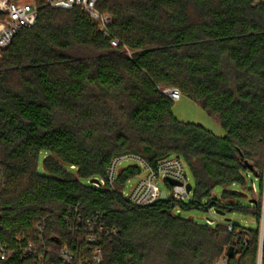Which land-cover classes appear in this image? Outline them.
Instances as JSON below:
<instances>
[{"label":"trees","instance_id":"trees-1","mask_svg":"<svg viewBox=\"0 0 264 264\" xmlns=\"http://www.w3.org/2000/svg\"><path fill=\"white\" fill-rule=\"evenodd\" d=\"M37 5L0 59V264H62L63 249L76 264L98 249L103 264H218L230 247L226 264H259L264 0H99L117 47L84 10ZM160 88L225 135L179 121ZM124 155L152 168L180 158L192 200L135 206L122 191L142 168L108 177ZM194 211L249 215L258 229L183 216Z\"/></svg>","mask_w":264,"mask_h":264},{"label":"built area","instance_id":"built-area-1","mask_svg":"<svg viewBox=\"0 0 264 264\" xmlns=\"http://www.w3.org/2000/svg\"><path fill=\"white\" fill-rule=\"evenodd\" d=\"M263 1V0H262ZM31 3L18 4L11 2L10 0H0V59L3 57L4 51L11 45L13 38L23 28H30L37 22L39 9L38 0H30ZM44 5L50 6L54 9L72 10L78 7L84 10L91 16L93 20L98 22L99 29L105 34L107 39H111L109 32V25L112 22V18L108 14L101 13L97 5L99 0H42ZM112 46L117 47L118 41L111 39ZM162 94L170 98L172 101L177 102L182 98V94L175 88H160ZM122 160L139 162L142 168V175L148 174V181L144 185L137 186L131 193L127 194L122 191V194L126 200L134 204L135 206H148L156 202L163 191L158 187L160 182L167 186L170 184V180L177 181L181 185H171L170 193H167V197L171 195V198L175 201H191L193 190L188 192L187 186L189 178L187 175L186 164L178 157H168L158 163L156 168H152L149 164L143 161L140 157L135 155H124L116 158L108 170V177L110 181H114L118 172V166ZM131 182V181H130ZM130 182L128 184H130ZM148 187H145L146 185ZM128 186V185H127ZM210 225H215V222L209 221ZM230 231L233 230V226L228 225ZM41 233V230H39ZM41 237H39L40 239ZM88 242H95L93 237L88 239ZM0 258L2 261H6L9 254L4 250V247H0ZM59 259L62 264H76L75 255L67 250L63 249L60 253ZM81 264V263H79ZM84 264H103L102 251L96 250L91 257V260Z\"/></svg>","mask_w":264,"mask_h":264},{"label":"rangeland","instance_id":"rangeland-1","mask_svg":"<svg viewBox=\"0 0 264 264\" xmlns=\"http://www.w3.org/2000/svg\"><path fill=\"white\" fill-rule=\"evenodd\" d=\"M10 1L18 4L31 3L30 0H18V1L10 0ZM173 113L174 116L183 123L200 125L218 137H223L225 135V132L221 127V125L213 118H211L200 106H198L195 102H193L191 99L187 97H183L180 101L175 102L173 107ZM133 163H136L139 166H141L139 162L122 160L118 166V171H120L122 168L132 165ZM187 175L189 178V183L193 187H195L194 179L192 177L191 172L188 169H187ZM147 181H148V174L146 173L133 179L130 182V184H128L127 188L125 189V192L129 194L131 193V190H134L137 186L146 184ZM148 186L149 185L147 184L145 187ZM158 187L161 191L167 190L170 193V189L164 183L160 182L158 184ZM253 188L256 191L255 184L253 185ZM215 193L217 196H219L220 190H217ZM169 198H171V195H169ZM249 198H258V195L254 193L253 195H250ZM262 200L264 204V198ZM183 216L195 220L196 222L202 224H209L208 223L209 221H213L215 222V225L225 224V223L228 224L229 222H227L226 219H230L233 224L238 225L247 230L258 229L257 220L249 215L231 214L227 216H221L219 214H216L214 211H210L206 213L194 211V212L184 213ZM215 225H210V226L214 228ZM259 228L261 231V225L259 226ZM227 260L228 258H226L225 255L224 258L218 264H226Z\"/></svg>","mask_w":264,"mask_h":264},{"label":"water","instance_id":"water-1","mask_svg":"<svg viewBox=\"0 0 264 264\" xmlns=\"http://www.w3.org/2000/svg\"><path fill=\"white\" fill-rule=\"evenodd\" d=\"M92 183L99 184L100 181H99V179H94V180H92ZM170 184L171 185H181V183H179L177 181H174V180H170ZM187 190H188V192H191L193 190V186L191 184H189L187 186ZM167 200H168L167 193L165 191H163L161 193L160 198L157 201H167ZM216 214L224 216L223 214H220V213H217V212H216ZM226 221L230 222L231 220L230 219H226ZM261 235H262V248H261V256H260V259H259V264L262 263V249H263V239H264V215H263V220H262V223H261ZM233 256H234V247H230L229 250L226 253V258L231 259Z\"/></svg>","mask_w":264,"mask_h":264}]
</instances>
